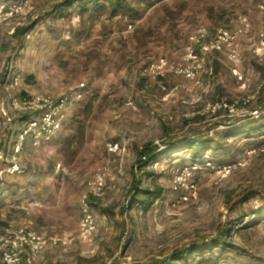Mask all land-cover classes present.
<instances>
[{
  "label": "rangeland",
  "instance_id": "1",
  "mask_svg": "<svg viewBox=\"0 0 264 264\" xmlns=\"http://www.w3.org/2000/svg\"><path fill=\"white\" fill-rule=\"evenodd\" d=\"M16 1L0 0V10ZM63 1L34 0L23 14L1 15L0 237L23 228L72 240L48 245L35 264H128L207 242L226 225L233 248L206 249L179 264H264V214H253L264 204V151L259 150L264 121L213 111L225 98L255 96L249 109L264 103V0H125L138 16L112 14L109 0H78L69 8ZM242 14L252 27L240 39L239 74L233 61L219 54L209 55L198 84L183 75L152 80L143 74L159 57L185 55L188 35L199 25L219 28ZM33 21L29 34L13 36L16 27ZM81 84L86 95L76 99L73 92ZM66 95L70 103L59 134L41 146L30 137L22 140L27 122L39 112L15 109L12 98ZM224 120L230 126L217 127ZM226 132L232 133L228 140L222 138ZM199 138L215 141L213 148L161 153L145 174L139 172L143 146H182ZM111 142L120 144L119 151L108 150ZM207 154L217 163L247 158V165L225 178L192 170L195 189L175 183L186 166L203 162ZM105 164L106 193L93 198L97 224L84 239L81 198ZM13 165L20 171L12 173ZM135 180L140 189L160 191V197L150 204L143 195L134 201Z\"/></svg>",
  "mask_w": 264,
  "mask_h": 264
},
{
  "label": "built area",
  "instance_id": "2",
  "mask_svg": "<svg viewBox=\"0 0 264 264\" xmlns=\"http://www.w3.org/2000/svg\"><path fill=\"white\" fill-rule=\"evenodd\" d=\"M34 0H17L9 6H3L0 10L1 15L15 16L25 13L33 5ZM210 26L201 24L190 32L185 47L186 54L180 59L170 60L167 57H159L150 62L144 69L143 74L152 79L160 80L170 74L183 75L189 80L200 83V72L205 69L209 55L219 54L229 57L236 65L233 71L235 75L239 74V65L242 63L240 54V39L251 32L252 23L250 19L242 14L237 17V21L231 28L219 27L210 29ZM264 27V26H263ZM133 28L130 25V29ZM261 47L264 48V31L260 34ZM242 78V76H240ZM85 84H81L75 92L76 99H82L85 94ZM178 87H175L177 89ZM190 90V89H188ZM255 98L223 99L213 107V111L224 110L229 117L233 116H250L258 118L264 113L263 109H249L248 103ZM70 103L69 96H63L56 100L50 96H36L32 98L24 97L22 99L12 98V105L17 110L35 109L39 112V118L31 120L26 129L21 134V139L30 137L35 146H41L51 142L61 131L64 121L68 114ZM264 139V134L261 136ZM108 150L112 153L119 151L120 144L111 142L107 145ZM254 149L248 153L251 156L256 153ZM260 151H264V145ZM247 158L240 159L233 163H217L206 155L205 160L201 163H194L186 166L182 173L175 179L184 187L195 189V182L190 181L192 170L199 172L213 171L220 177L229 176L234 170L245 167ZM12 173L20 171L18 165L10 166ZM110 176L108 164L100 166L95 172L93 178L87 183V190L81 198V209L83 218L80 224V236L87 239L92 235L96 228V218L91 209L92 198L99 199L106 193L107 180ZM72 240L68 237L50 236L46 237L35 231L19 229L5 236L0 237V257L1 264H35L36 257L43 252L50 244L68 245Z\"/></svg>",
  "mask_w": 264,
  "mask_h": 264
},
{
  "label": "trees",
  "instance_id": "3",
  "mask_svg": "<svg viewBox=\"0 0 264 264\" xmlns=\"http://www.w3.org/2000/svg\"><path fill=\"white\" fill-rule=\"evenodd\" d=\"M76 1H78V0H64L61 3V6L69 8V7L73 6ZM143 1H145V0H142L141 2H143ZM107 5H108V7H111L112 14L117 15L121 11H129L131 13V15L133 14V15L138 16V9H136V7H133V5L126 3L125 0H109ZM230 23L227 25L218 26V27L231 28L235 24L232 22H230ZM35 24H36V21H33L30 24H27L25 26L16 27L15 31L13 33V36L18 38L20 36H25V35L29 34V32L34 28ZM213 27H215V26H213ZM24 94L26 95V93H24ZM252 102L253 101H250V103H252ZM260 108L261 109L264 108V103L259 104V105L256 104V106H254L252 108V110L260 109ZM220 112H221V110H216L214 112V114L216 116L217 115L220 116L221 115ZM26 118H28V117H26ZM250 118H252V117H250ZM252 119H256L257 121H264V113L261 114L258 118H252ZM27 123H29V121ZM217 124H218L217 127L225 126L227 128L228 126H230V124H226L225 120L223 121V123L218 122ZM221 124H225V125H221ZM260 127L264 128V123ZM262 130L263 131L260 134V136H262L264 134V129H262ZM230 134H232V133H230ZM230 134H229V132H226V133L222 134V138L224 140H228ZM262 140H263L262 141V146H263L264 145V139H262ZM214 142L215 141H213V140H209V139L201 140L199 138L197 140H192V139L190 141L185 140V143L183 142L182 146H180L179 142H175L171 146H169L168 143H165V145L163 144L162 146H159L156 144H147L146 146H143V148L141 150L138 151L136 166L139 168L138 170L141 174H145L146 173L145 168L147 167V165L151 162H153V163L158 162L157 159L161 155V153L166 154L168 152H171V151L173 152L174 150L176 151L178 148H182V147H186V146L187 147L188 146H196L197 148H199L200 146H204V150L208 151V150H211L213 148L212 144H215ZM216 144H218V143H216ZM162 147H164V149ZM209 158L213 159L210 157V155H209ZM135 181H136L137 186L135 187L134 194L132 195L134 198V201L137 202V200H139V196L143 195L146 197L147 200H149V204H150L155 199L160 197V191L152 190V189H145V190L140 189L137 180H135ZM249 198L250 197L242 198V199H240L239 202L240 203L247 202ZM93 200L94 199L92 198L91 205H92ZM253 214H254V216L263 215L264 214V204L262 206H260L256 211H254ZM233 246H234V242H233V239L231 236V228H228V227H226V225H223L222 227L219 228L218 234L216 236L212 237L207 242L203 241L201 243H199V242L192 243V244L185 246L183 248L175 249L168 256H163V257H159V258L158 257L152 258L149 262L143 261L140 263L134 262V263H128V264H179V262H181L183 260L188 261L196 253L203 252L206 249L212 250V249L220 248V247L233 248Z\"/></svg>",
  "mask_w": 264,
  "mask_h": 264
},
{
  "label": "crops",
  "instance_id": "4",
  "mask_svg": "<svg viewBox=\"0 0 264 264\" xmlns=\"http://www.w3.org/2000/svg\"><path fill=\"white\" fill-rule=\"evenodd\" d=\"M175 78L177 79V80H179V81H181V80H183V78L181 77H178V76H175ZM185 79V78H184Z\"/></svg>",
  "mask_w": 264,
  "mask_h": 264
}]
</instances>
